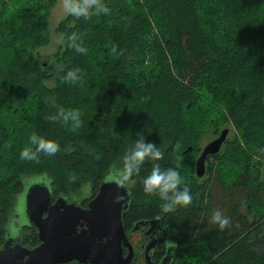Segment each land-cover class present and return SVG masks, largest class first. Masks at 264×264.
<instances>
[{"label": "trees", "instance_id": "1", "mask_svg": "<svg viewBox=\"0 0 264 264\" xmlns=\"http://www.w3.org/2000/svg\"><path fill=\"white\" fill-rule=\"evenodd\" d=\"M54 2L0 0V248L25 181L47 180L57 193L116 179L142 133L164 157L131 178L134 201L149 207L136 214L162 218L171 264H264V0H103L107 14L67 11L41 61ZM73 33L86 53L68 47ZM76 68L77 83L64 82ZM72 110L81 114L75 131ZM223 129L197 177L200 148ZM34 133L60 150L22 160ZM153 163L179 164L191 204L162 212L158 195L143 192ZM215 210L230 218L223 231L210 223ZM35 241L24 227L20 244Z\"/></svg>", "mask_w": 264, "mask_h": 264}, {"label": "water", "instance_id": "2", "mask_svg": "<svg viewBox=\"0 0 264 264\" xmlns=\"http://www.w3.org/2000/svg\"><path fill=\"white\" fill-rule=\"evenodd\" d=\"M225 132L226 129L221 130L201 148L194 163L197 176L204 171L205 156L219 150ZM116 186L113 182H102L85 209L61 206L57 199L53 206L47 208L46 216L41 217L47 202L46 188L39 182L29 184L23 195L24 212L26 225L36 230L38 244L27 248L6 236L0 248V264H59L83 257L101 264H120L119 241L123 238L120 212L108 207L115 204L119 197L115 192ZM100 213L101 218H96L95 214ZM79 220L85 221L86 229L90 227L93 232L98 231L100 223L98 238L109 236V241L99 245L90 242L85 231L75 233V224L72 223ZM91 245H96L97 249H92Z\"/></svg>", "mask_w": 264, "mask_h": 264}, {"label": "flooded vegetation", "instance_id": "3", "mask_svg": "<svg viewBox=\"0 0 264 264\" xmlns=\"http://www.w3.org/2000/svg\"><path fill=\"white\" fill-rule=\"evenodd\" d=\"M216 137V136H215ZM201 149V148H200ZM198 156V155H197ZM205 160V159H204ZM111 175L117 177L109 178L105 180H100L96 182L94 188H91L92 182L85 181L82 182V186L76 190H70L65 192H57L51 188L50 182L47 180H38L36 182L42 183L47 191V202L45 210L41 212V217L46 216V210L48 207L53 206L56 200L59 199L58 203L61 206H76V208L85 209L88 202L97 193L98 188L102 182H109L118 185L120 176L117 173H111ZM202 176V174L200 175ZM197 176V177H200ZM31 181H25L23 189L17 196V201L13 206L12 216L10 217L9 223L6 226L5 237H11L16 242L20 244L22 241L23 228L27 227L26 223H18V216L16 213V206L18 213L22 214L26 222V215L24 212V202L23 195L26 192L27 187ZM134 182L132 180L125 181L123 186H116L115 192L119 195L117 202L113 205L108 206L111 210L119 209L121 225L123 229V238L119 241V249L121 252L122 260L120 264H171L173 258H175V247L170 244L169 241L173 242L170 237H168L167 231L163 226L162 218L157 215H149L147 212L145 215H137L136 212L142 209L149 208L148 205L142 204L140 202H135L136 200L133 196V186ZM61 208V207H60ZM96 218H101L100 214H95ZM75 224V233H80L85 231L87 238L93 241L95 244H105L109 241V236L98 238V234L101 231V224L99 223V229L93 232L89 227L86 229V223L79 220ZM10 227H13V235H10ZM29 228V226H28ZM32 228V227H31ZM34 230L35 242L31 247L38 244L36 238V230ZM88 230V231H87ZM106 233L105 231H103ZM88 233V234H87ZM92 234L94 236H92ZM108 234V233H106ZM92 249H97L96 245H91ZM59 264H101L95 261H90L88 258H80L79 260H71Z\"/></svg>", "mask_w": 264, "mask_h": 264}, {"label": "clouds", "instance_id": "4", "mask_svg": "<svg viewBox=\"0 0 264 264\" xmlns=\"http://www.w3.org/2000/svg\"><path fill=\"white\" fill-rule=\"evenodd\" d=\"M62 5L70 14L80 18L87 17L89 14H107L109 9L103 3V0H62ZM68 47L74 49L78 53H86V49L81 44L76 43L77 36L75 33L67 37ZM63 70L62 66H58ZM80 69L69 70L63 77L64 82L75 84L80 79ZM80 113L78 110H72L73 125L75 131L80 126ZM56 118H61L67 123L65 109L59 108ZM137 138L132 142L131 146L124 154L122 166L119 169L120 180L119 186H123L125 181L131 180L134 175H138L141 166L146 160L153 162L162 160L164 153L156 146V144L147 141L142 133L136 134ZM31 147L25 148L20 152V158L27 161L39 162L40 154L44 153L48 156L55 155L60 149L59 145L53 141H47L37 134L30 137ZM169 167L161 169L158 163H153L150 173L143 177L142 189L146 195H158L163 201L160 205L162 212L173 211L177 206H187L192 203V194L188 184L180 175L177 168ZM71 179H75L74 176ZM135 182V181H133ZM210 223L216 225L221 231L230 226V218L225 216L220 210H215L211 217ZM170 244H174L169 241Z\"/></svg>", "mask_w": 264, "mask_h": 264}, {"label": "rangeland", "instance_id": "5", "mask_svg": "<svg viewBox=\"0 0 264 264\" xmlns=\"http://www.w3.org/2000/svg\"><path fill=\"white\" fill-rule=\"evenodd\" d=\"M67 11L62 5V0H55V2L51 5L49 8V13L47 17V28L48 31L51 32L49 36V41L46 45H43L37 49L38 55L40 56L39 59L41 61L48 60L49 57H51L52 53L56 49L57 45V37L56 35L52 32L55 25L57 22L62 19L66 15ZM210 138L207 136H204L203 139L201 140L200 145L205 144ZM262 177H264V168L262 169ZM38 180H32L29 183L36 182ZM16 213L18 216V223L19 225L21 223H26L24 220V217L22 214L18 213L17 211V206H16ZM10 235H13V227H10Z\"/></svg>", "mask_w": 264, "mask_h": 264}]
</instances>
